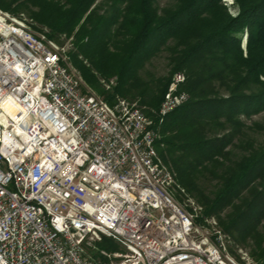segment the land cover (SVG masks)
I'll list each match as a JSON object with an SVG mask.
<instances>
[{
    "label": "built area",
    "instance_id": "1",
    "mask_svg": "<svg viewBox=\"0 0 264 264\" xmlns=\"http://www.w3.org/2000/svg\"><path fill=\"white\" fill-rule=\"evenodd\" d=\"M74 49L73 35L0 8V264H259L203 216L156 148L188 99L185 74H173L155 122L90 87Z\"/></svg>",
    "mask_w": 264,
    "mask_h": 264
},
{
    "label": "trees",
    "instance_id": "2",
    "mask_svg": "<svg viewBox=\"0 0 264 264\" xmlns=\"http://www.w3.org/2000/svg\"><path fill=\"white\" fill-rule=\"evenodd\" d=\"M235 4L236 15L223 0H0L12 13L27 9L55 38L73 35L71 57L84 81L111 104L117 96L138 102L155 122L173 74L183 72L188 99L161 123L156 148L203 216L216 217L264 264V143L247 137L242 119L264 110V0ZM161 54L168 73L150 77ZM112 76L106 89L100 79ZM234 145L240 156H231ZM99 245L117 248L108 238Z\"/></svg>",
    "mask_w": 264,
    "mask_h": 264
},
{
    "label": "rangeland",
    "instance_id": "3",
    "mask_svg": "<svg viewBox=\"0 0 264 264\" xmlns=\"http://www.w3.org/2000/svg\"><path fill=\"white\" fill-rule=\"evenodd\" d=\"M223 1H224V3L226 5H228V9H229L231 14L236 15L238 13V7L235 4V0H223ZM167 2H168V0H158V3L161 6L165 5ZM21 11L25 12L27 15H30L29 11L27 9H23ZM30 17H31V15H30ZM247 34H248L247 30H244L243 36H242L243 37V39H242V47L244 48V50H246V42H247V38L246 37H247ZM165 55L166 54L159 55L158 57L154 58L153 61L148 65V70H149V73H150V75H149L150 77H158V76L166 75L168 73L169 67H168V63H167V59H166ZM111 78H114L115 82H116V77L115 76H112ZM242 119L244 120V122L248 126V128L246 129L247 137L250 138L251 140L255 141L256 144L264 143V128H260L258 126H255L256 124H258V125H261V126L264 127V110H262V111H260V112H258L256 114H253L250 117L243 116ZM235 143H238V141L236 140ZM232 148L234 150H233L231 156H233V157L240 156L239 155L240 154L239 147H236L234 145ZM205 185L207 186L208 189L212 190L216 186V180L212 179L210 177L209 181H205ZM262 230L264 232V227L262 228ZM116 246H117V248H121V246L118 245V244H116ZM243 248L246 249L251 255L250 246H247L246 248L243 247ZM230 252L232 254H234V255L237 254V250H235L233 247L230 248ZM254 260H256V259L254 258Z\"/></svg>",
    "mask_w": 264,
    "mask_h": 264
},
{
    "label": "water",
    "instance_id": "4",
    "mask_svg": "<svg viewBox=\"0 0 264 264\" xmlns=\"http://www.w3.org/2000/svg\"><path fill=\"white\" fill-rule=\"evenodd\" d=\"M247 38V37H246Z\"/></svg>",
    "mask_w": 264,
    "mask_h": 264
}]
</instances>
